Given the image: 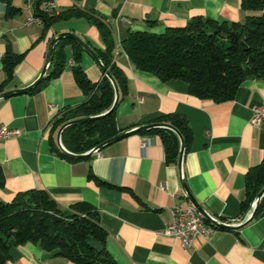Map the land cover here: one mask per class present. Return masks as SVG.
<instances>
[{"label": "crops", "instance_id": "1", "mask_svg": "<svg viewBox=\"0 0 264 264\" xmlns=\"http://www.w3.org/2000/svg\"><path fill=\"white\" fill-rule=\"evenodd\" d=\"M36 1L0 0V86L6 79L3 57L24 55L14 79L0 94L28 87L38 79L51 41L59 34L74 32L95 50L104 48L99 29L86 18L59 19L47 28L43 22L27 25L28 18L35 14ZM55 2L52 12L56 14L70 9L96 13L111 28L119 52L115 62L128 86L116 108L120 132L178 113L188 119L194 143L185 154L182 169L180 164L168 162L159 135L150 136L152 144L145 150L141 143L149 135L139 134L86 159L69 161L55 153L51 145V138L57 144L58 132L52 131L55 120L87 100L73 67L80 65L93 83L104 77L85 50L82 59L75 61L73 45L68 44V64L59 77L36 93L0 100V123L21 132L18 137L0 141V165L6 178L0 199L10 202L19 192L37 189L47 191L64 210L80 202L94 206L108 234V252L117 264H264V208L242 228L224 230L215 226L212 236L196 237L189 248L162 233L173 221L171 207L178 203L192 205L182 175L210 216L233 226L248 217L251 209L246 214L241 209L246 176L264 159V121L259 126L251 123L254 112L264 106V80L247 79L231 101L201 100L189 93L184 81L164 82L137 69L122 48L130 31L161 34L169 27H183L196 17L240 22L259 13L242 9V0ZM9 7L19 12L8 18ZM5 264L76 263L26 243L15 247Z\"/></svg>", "mask_w": 264, "mask_h": 264}, {"label": "trees", "instance_id": "2", "mask_svg": "<svg viewBox=\"0 0 264 264\" xmlns=\"http://www.w3.org/2000/svg\"><path fill=\"white\" fill-rule=\"evenodd\" d=\"M41 4L42 0L36 1L34 15L42 20L46 28L59 19L86 18L99 29L104 48L96 51L118 83L122 101L128 86L124 72L115 62L117 47L111 28L96 13L70 9L56 14L45 11ZM242 9L259 14L249 15L240 22L196 17L183 27H169L161 34L130 31L122 41L123 51L141 71L154 74L164 82H186L192 96L215 103L231 101L247 79L264 80V0H242ZM17 12L18 9L9 7L6 16L10 18ZM68 44L73 45L74 60L82 59L84 49L79 43L73 39L61 40L54 49L47 77L30 93L40 91L48 81L59 77L64 71L68 64L65 50ZM23 57V54L3 57L6 79L0 86V92L14 79ZM73 71L87 100L61 113L53 124L52 131L55 132L71 120L104 113L114 103L115 90L107 77L93 83L80 65L74 66ZM153 123L173 126L183 136L186 152L191 149L194 131L185 116L166 114L148 122ZM119 133L115 109L99 120L67 128L62 142L70 152L83 154ZM140 135H159L168 162L179 164L180 139L175 132L156 129ZM51 145L52 150L62 158L81 160L65 155L54 138H51ZM5 183L0 165V189L5 187ZM263 188L264 159L247 173L245 196L241 203L243 214L251 209ZM263 208L264 198L256 215ZM107 240L108 234L100 223L98 210L88 203H76L64 210L47 191L37 189L19 192L10 202L0 199V264L12 258L15 247L26 243L37 244L54 256L76 264H117L108 252Z\"/></svg>", "mask_w": 264, "mask_h": 264}, {"label": "water", "instance_id": "3", "mask_svg": "<svg viewBox=\"0 0 264 264\" xmlns=\"http://www.w3.org/2000/svg\"><path fill=\"white\" fill-rule=\"evenodd\" d=\"M63 39H73L75 40L77 43H79L83 49L96 61V63L99 65V67L101 68V70L104 73V76L107 77L115 90V99H114V103L112 105V107L101 114L98 115H94V116H89V117H84V118H79V119H75V120H71L67 123H65L58 131L57 133V144L59 149L67 156L71 157V158H75V159H84V158H88L91 157L94 154L100 153L101 151H103L105 148H107L108 146L126 138L132 135H139L142 133H146L149 131H153L156 129H167V130H171L173 132H175L180 139V157H179V164H180V168L182 169V165H183V161H184V157L186 154V143L185 140L183 138V136L170 124L167 123H153V124H147V125H142L139 127H135L133 129H129L127 131H123L120 132L117 136L113 137L112 139L106 141L105 143L95 147L94 149L83 153V154H75L70 152L68 149H66V147L64 146L63 142H62V135L64 133V131L74 125H79V124H84L87 122H91V121H95V120H99L101 118H104L105 116L111 114L118 106L119 102H120V89L118 86V83L116 82V80L114 79L113 75L110 73V71L107 69V67L104 65V63L102 62V60L100 59L97 51L88 43L86 42L80 35L74 33V32H67V33H62L57 35L50 44V48L48 51V55H47V61H46V65L43 69V71L41 72L40 76L38 77V79L32 83L31 85H29L28 87L25 88H21V89H16V90H12V91H8V92H4L2 94H0V100L6 97H10L13 95H17V94H23V93H27L32 91L37 85H39L43 80H45V78L47 77V72L49 67L51 66L52 63V59H53V53H54V49L56 47V45ZM182 184L184 187V191L186 193V196L188 198V200L191 202V204L196 207L203 215L204 217L207 219L208 222H210L212 225L220 228V229H224V230H235V229H240L243 226L247 225L250 220H252L255 216L257 211L260 208L261 202L264 198V188L261 190V192L258 194V196L256 197L250 213L248 215V217L245 219V221H243L242 223H240L239 225H230L227 224L223 221L217 220L214 217L210 216L204 209L203 207L200 205V203H198V201L195 199V197L192 195V193L190 192L188 185L182 175Z\"/></svg>", "mask_w": 264, "mask_h": 264}, {"label": "built area", "instance_id": "4", "mask_svg": "<svg viewBox=\"0 0 264 264\" xmlns=\"http://www.w3.org/2000/svg\"><path fill=\"white\" fill-rule=\"evenodd\" d=\"M42 7L47 12L54 11L56 7L55 0H42ZM32 23H42V20L32 14L26 24ZM119 52L115 50V56ZM2 55L0 54V59ZM73 63V62H71ZM140 102L143 99H139ZM56 108V107H54ZM264 121V106L257 109L251 120V123L255 126H259ZM21 132L18 129H11L5 124L0 123V141H5L13 137H18ZM152 144V138L150 136L145 137L142 140V149H147ZM101 154H99L100 156ZM171 212L173 215V221L170 223L166 229L162 232L164 235L174 237L178 239L182 246L189 248L196 237L208 238L213 235L216 228L212 224H203V214L193 205H184L183 203H178L171 207Z\"/></svg>", "mask_w": 264, "mask_h": 264}, {"label": "bare ground", "instance_id": "5", "mask_svg": "<svg viewBox=\"0 0 264 264\" xmlns=\"http://www.w3.org/2000/svg\"><path fill=\"white\" fill-rule=\"evenodd\" d=\"M206 220H207V219H205V217L203 216V224H209V223H210V222L207 223Z\"/></svg>", "mask_w": 264, "mask_h": 264}]
</instances>
